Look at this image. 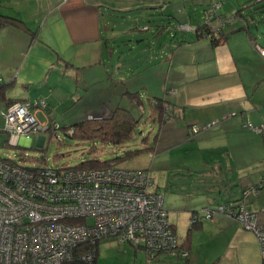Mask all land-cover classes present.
Instances as JSON below:
<instances>
[{
  "label": "crops",
  "instance_id": "crops-1",
  "mask_svg": "<svg viewBox=\"0 0 264 264\" xmlns=\"http://www.w3.org/2000/svg\"><path fill=\"white\" fill-rule=\"evenodd\" d=\"M213 1L0 0V12L25 26L0 27V110L12 102L30 101L31 111L45 125L52 111L78 103L90 89L98 92L96 104H84L83 109L98 115L111 112L133 90L127 87L116 95V83L124 79L109 71L104 59L105 19L110 23L111 17L122 15L135 21L157 14L171 18L176 4L191 8L199 2L206 9ZM223 1L210 22L215 42L196 33L199 24L189 23L192 28L180 32L179 40L153 49L151 61L144 56L140 68L152 72L143 87L155 85L152 97L165 99L170 113L149 150L158 154L175 146L181 158L175 163V196L163 200V206L179 243L189 250L187 258L163 253L147 257L149 264H264L252 231L230 216L215 213L206 218L201 211L239 198L246 185L264 178V57L255 46L264 47L259 42L264 37V7L256 5L259 0ZM38 100L45 101L44 108L36 105ZM38 112L45 119H39ZM0 132L5 133L3 123ZM43 140L38 136L37 143ZM18 143L29 141L21 137ZM183 170L191 178L181 179ZM246 203L264 221V188Z\"/></svg>",
  "mask_w": 264,
  "mask_h": 264
},
{
  "label": "built area",
  "instance_id": "built-area-1",
  "mask_svg": "<svg viewBox=\"0 0 264 264\" xmlns=\"http://www.w3.org/2000/svg\"><path fill=\"white\" fill-rule=\"evenodd\" d=\"M211 17L216 14H209L205 22ZM258 49L264 55V48ZM35 103L45 105L43 100ZM31 105L15 102L0 110L10 146L21 137L30 142L31 134L47 130ZM152 186L147 170L115 164L27 169L0 157V264H91L98 240L106 237L143 248L148 259L160 253L186 256L187 250L178 249L163 193ZM256 192L247 186L243 194ZM201 211L206 217L222 213L234 218L255 234L264 253V221L257 212L244 205Z\"/></svg>",
  "mask_w": 264,
  "mask_h": 264
},
{
  "label": "rangeland",
  "instance_id": "rangeland-1",
  "mask_svg": "<svg viewBox=\"0 0 264 264\" xmlns=\"http://www.w3.org/2000/svg\"><path fill=\"white\" fill-rule=\"evenodd\" d=\"M205 1L208 3V0ZM260 4L264 5V1L256 3V5ZM184 5L176 4L175 10L169 13L172 14L171 18L157 14L140 17L135 21L126 20L122 15L111 17L112 22L110 23L105 19L108 29H105L107 39L104 43V59L110 67L109 71H113L124 79L116 83V95L118 96L121 91L130 87L133 91L139 92L142 101L140 105H136L128 97L119 100L121 103L118 106L128 109L136 119L129 138L120 143H114L109 139L102 140L98 136L87 138L75 135L71 137L65 134L62 129H57L31 134V140L27 145L18 143L16 146H10L6 144L5 133L0 132V157L11 159L26 167L45 165L56 168L73 167L90 159L109 160L121 157L118 165L123 168L149 170L153 181H155V186L160 187L159 190L163 193L165 202L168 198L174 197L175 175H177L175 163L181 161V158L175 154V146L166 147L158 154L153 153L152 150L143 149L153 146V137L158 132L159 125L156 120L157 109L153 107L157 99L152 97L157 89H155V85H150L146 90L142 85L146 83L145 81L148 80L152 72L143 73L144 69L140 71V68L144 64V56L148 61H151L149 57L154 56L151 54L152 50L158 49L163 42L179 40L180 32L186 33L192 28L188 27L189 23L205 22V5L199 2L193 4L191 8ZM189 15H191L190 18ZM218 20L222 23L219 18ZM180 23H186L187 27H180ZM158 25L161 27V32H157ZM166 25H169L168 31L165 30ZM259 40L261 44H264V37L260 36ZM258 53L260 54L259 50ZM125 75H129V77L124 78ZM97 94V91L89 89V94L85 95L84 99L78 103L68 108L61 106L58 112L52 111L53 115H51L49 123L57 122L62 127L83 120L87 113L96 114L94 109L87 112L83 108L84 104H96ZM104 112H106L104 114L109 113L108 111ZM37 117L45 119L40 112L37 113ZM1 122L3 123V120L0 115V124L2 125ZM70 134L73 135L72 132ZM38 136L44 138L42 145L37 143ZM147 138H149L148 142H146ZM140 149L142 150L140 151ZM127 151L136 152L126 156ZM196 157L197 155L191 158ZM179 175L181 179H189L192 176L188 175L185 170ZM155 186L153 184L151 189H154ZM88 221L90 222L91 219ZM95 249L97 250V264H149L143 248L134 247L128 242L120 243L111 237L98 240Z\"/></svg>",
  "mask_w": 264,
  "mask_h": 264
},
{
  "label": "trees",
  "instance_id": "trees-1",
  "mask_svg": "<svg viewBox=\"0 0 264 264\" xmlns=\"http://www.w3.org/2000/svg\"><path fill=\"white\" fill-rule=\"evenodd\" d=\"M259 1H264V0H259ZM217 2H219L220 6H221L224 1L223 0L213 1L209 7L204 9L205 10V15H206L205 18L206 19H207L208 15L213 13V12L216 15L218 14V8L213 7V5L215 3H217ZM261 7H264V5H262ZM212 18L213 17H211V20H212ZM7 25H12V26L19 27V28H25L23 21H21L20 19H18L16 17H13V16H10V15L3 14V13L0 12V27L7 26ZM186 25H187L186 23H184V24L180 23L179 24V26L182 27V28H183V26H185L184 28H186L187 27ZM199 25H200V28L196 30V33L197 34L199 33V34H201L203 36L211 38L215 42L216 41V37H214V35H215L214 32L215 31H214L213 27L210 25V23H206V22L204 23L203 22V23H200ZM159 31L161 32V27L158 25L157 32H159ZM216 31L218 32V34L221 32L220 28L218 30H216ZM255 46L257 47V49H258V47L264 48V47H261L258 44H255ZM262 56H264V55H262ZM126 95L131 100V102L133 104H136V105H140L141 104L142 101L140 100L139 92H137V91L127 92ZM0 97H2V98L4 97V93H3V90L1 88H0ZM16 102H29V103L32 104V102H30V101H16ZM165 102H166L165 99L158 98L156 100L155 105H153V107H155L157 109L156 110L157 111L156 120L158 122V125L163 123L165 121V118L167 116H169V114H170L168 108H166V106L164 104ZM12 103H15V102H12ZM12 103L7 104V106L11 105ZM36 105H37V103H36ZM44 107H45V105L44 106H40V108H44ZM89 115H91L93 118H91V119L88 118ZM135 122H136V119L131 115V113H130V111L128 109L123 108L121 106H116L108 114H104L103 113V115H98V114L88 113V114H86V117L83 120H81L79 122H76L74 124H71V125H67V126L65 125V126L61 127V125L59 123H57V122L48 123L46 125H47V130H51V131L53 130L54 131V130H57V129H62L65 132V134H67V135H69L71 137H73L75 135H78L80 137H87V138H92V137L98 136L102 140L109 139V140H112L114 143H120L123 140H125V139H127V138H129L131 136L132 130H133L134 125H135ZM55 124H57L58 127L54 128ZM69 129H71L73 131L72 132L73 135L69 133ZM7 138L8 137L6 136V144H8ZM143 149L148 150V149H150V147H145ZM141 150L142 149H140V151ZM136 151H127L126 152L127 153L126 156H128L130 154H134ZM6 159H8V158H6ZM120 159H121V157H115V158H112V159H109V160L90 159L88 161L81 162L78 165H75L74 167H87V168H89V167H105L107 165H114V164L118 165ZM9 160H11V159H9ZM20 166H22L24 168H27V169H33L35 167H41V166H45V165L31 166V167H26L24 165H20ZM136 169L149 171L148 169H145V168H136ZM247 186H254L257 189L256 193H258L259 190L264 188V178H261L260 181L258 183H256V184L246 185L243 188V190H242V195L239 198H237V199L226 200V201L220 202V203H218V204H216L214 206L206 205L204 207H207V208H210V209H214V208H216L217 206H220V205H223V206L227 205L230 208H237L238 209V207L240 205H244L247 209H249L246 202L248 201V198L252 194H249L248 196H244V194H243V191L245 190V188ZM157 191H160V190H157ZM253 194H255V193H253ZM204 207H202V208H204ZM214 214L215 213H212L210 217H206L205 214L203 216L206 217V218H211L212 215H214ZM193 219L195 221L194 217H193ZM194 221H192V222H194ZM192 224H194V223H192ZM176 237H177V235H176ZM177 246L179 247L178 248L179 250L185 249V250H187L188 253H187L186 256L178 255V254H174L172 256H179V257H182V258H187L189 256V250L184 245L179 243L178 238H177ZM169 255H171V254H169ZM96 256H97V250L95 249V258H94V260H93V262L91 264H97L96 263Z\"/></svg>",
  "mask_w": 264,
  "mask_h": 264
},
{
  "label": "water",
  "instance_id": "water-1",
  "mask_svg": "<svg viewBox=\"0 0 264 264\" xmlns=\"http://www.w3.org/2000/svg\"><path fill=\"white\" fill-rule=\"evenodd\" d=\"M42 145V144H41Z\"/></svg>",
  "mask_w": 264,
  "mask_h": 264
}]
</instances>
